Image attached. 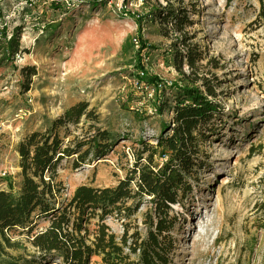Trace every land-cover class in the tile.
Masks as SVG:
<instances>
[{"label":"rangeland","instance_id":"1","mask_svg":"<svg viewBox=\"0 0 264 264\" xmlns=\"http://www.w3.org/2000/svg\"><path fill=\"white\" fill-rule=\"evenodd\" d=\"M260 7L259 0H108L68 11L50 0H0V30L19 36L21 46L12 62L0 64V191L20 190L19 142L81 102L120 141L91 165L75 170L63 163L62 200L81 185L116 186L132 168L139 143L155 145L165 127L174 126L170 110L155 111L161 96L173 106V92L161 90H204L208 82L222 115L200 145L203 168L174 208L171 264H264V27L250 26ZM178 14L192 22L182 32ZM191 49L202 54L193 70L181 59ZM24 67L36 71L29 83ZM141 67L155 87L137 82ZM165 160L157 157L158 168ZM151 208L143 205L133 219L144 236ZM107 224L122 237L120 221ZM7 237L14 244L8 254L37 253L28 236ZM91 261L103 264L99 257Z\"/></svg>","mask_w":264,"mask_h":264},{"label":"trees","instance_id":"2","mask_svg":"<svg viewBox=\"0 0 264 264\" xmlns=\"http://www.w3.org/2000/svg\"><path fill=\"white\" fill-rule=\"evenodd\" d=\"M259 1L260 10L250 24L255 30L264 27V0ZM160 14L165 17L164 12ZM174 20L179 32L192 25L180 14ZM20 52L19 36L8 35L6 27L2 28L0 64L12 62ZM201 55L191 49L181 59L193 70ZM143 69L137 82L155 87L156 81H150ZM21 74L29 83L36 71L24 67ZM22 85L28 89L30 84ZM201 87L204 90L193 85L164 87L162 95L173 92V106H166L170 100L161 96L155 111L170 110L174 126L165 127L155 145L139 143L132 168L116 186L81 185L64 201V188L58 181L63 163L72 162L77 170L106 159L119 137L101 126L99 114L85 102L70 106L48 127L25 136L17 146L23 178L20 190L0 191V264H91L92 257L101 258L103 264H171L177 221L174 208L190 193L189 178L203 168L200 145L217 129L222 115L212 86L203 82ZM158 156L166 159L160 168ZM147 203L152 208L142 223L144 236L133 219ZM112 218L122 224L121 238L107 224ZM41 223L47 227L39 231ZM14 232L28 236L37 253L28 257L8 254L6 249L14 244L7 236Z\"/></svg>","mask_w":264,"mask_h":264},{"label":"built area","instance_id":"3","mask_svg":"<svg viewBox=\"0 0 264 264\" xmlns=\"http://www.w3.org/2000/svg\"><path fill=\"white\" fill-rule=\"evenodd\" d=\"M33 3L35 0H30ZM119 4H123L126 0H117ZM142 1V0H140ZM50 3L56 6H63L66 10H77L78 8L82 7L83 4L86 6H91V4H99L98 6H102L108 3V0H50Z\"/></svg>","mask_w":264,"mask_h":264}]
</instances>
